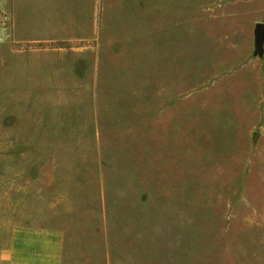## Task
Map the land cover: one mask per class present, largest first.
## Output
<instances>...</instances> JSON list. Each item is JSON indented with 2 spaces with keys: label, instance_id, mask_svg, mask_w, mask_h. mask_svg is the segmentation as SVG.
Returning a JSON list of instances; mask_svg holds the SVG:
<instances>
[{
  "label": "rangeland",
  "instance_id": "1",
  "mask_svg": "<svg viewBox=\"0 0 264 264\" xmlns=\"http://www.w3.org/2000/svg\"><path fill=\"white\" fill-rule=\"evenodd\" d=\"M3 14L0 256L24 225L62 264H264V0Z\"/></svg>",
  "mask_w": 264,
  "mask_h": 264
},
{
  "label": "crops",
  "instance_id": "2",
  "mask_svg": "<svg viewBox=\"0 0 264 264\" xmlns=\"http://www.w3.org/2000/svg\"><path fill=\"white\" fill-rule=\"evenodd\" d=\"M100 2L0 0V8L10 19H94L98 15ZM62 254L63 233L60 229L14 225L9 230L8 243L0 260L5 264H62Z\"/></svg>",
  "mask_w": 264,
  "mask_h": 264
},
{
  "label": "water",
  "instance_id": "3",
  "mask_svg": "<svg viewBox=\"0 0 264 264\" xmlns=\"http://www.w3.org/2000/svg\"><path fill=\"white\" fill-rule=\"evenodd\" d=\"M264 44V22H256L253 27V54L261 56Z\"/></svg>",
  "mask_w": 264,
  "mask_h": 264
},
{
  "label": "built area",
  "instance_id": "4",
  "mask_svg": "<svg viewBox=\"0 0 264 264\" xmlns=\"http://www.w3.org/2000/svg\"><path fill=\"white\" fill-rule=\"evenodd\" d=\"M1 18L6 20V21H3L4 23H6L10 19L7 13L3 14Z\"/></svg>",
  "mask_w": 264,
  "mask_h": 264
}]
</instances>
